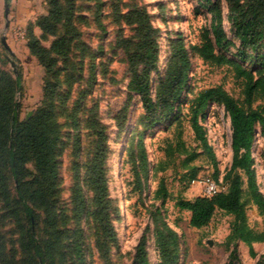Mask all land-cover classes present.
I'll use <instances>...</instances> for the list:
<instances>
[{
	"label": "trees",
	"instance_id": "trees-1",
	"mask_svg": "<svg viewBox=\"0 0 264 264\" xmlns=\"http://www.w3.org/2000/svg\"><path fill=\"white\" fill-rule=\"evenodd\" d=\"M199 2L210 14V25L201 29L199 42L191 44L190 49L205 61L228 65L235 77L241 80L243 102L234 98L222 85L200 89L187 98L190 58L183 37L178 35L170 41V54L160 73L159 29L153 24L151 15L136 4H116L113 17L119 28L113 47L123 52L129 73L127 97L116 115V125L118 131L125 127L131 99L137 95L142 108L137 118L141 131L138 132L136 146L130 145L128 150L138 160L133 178L134 190L141 202L143 182L150 170L153 177L167 169L176 170L182 181L190 183L197 175L193 161L201 155L212 164V179L219 183L217 159L200 118L211 103L223 107L230 120L233 152L230 167L224 175V188L210 197L197 195L188 199L177 196L174 206L189 212V224L195 228L207 226L217 210L231 215L233 218L224 245L229 250L228 264H238L239 242L247 246L252 257L257 255L254 243L264 242V224L255 228L250 225L247 215V204L251 202L264 216V194L257 184L252 155L256 126L264 131V54L257 51L264 41V0H226V18L238 44L227 36L224 29L221 0ZM77 17L74 0H48L47 13L28 30L29 52L44 69V103L27 119H20L17 112L16 94L21 72L15 68L13 71L6 69L0 60V202L3 210L0 221L10 219L18 231L16 241L9 246L0 229V264H17L14 260L18 254L22 255L18 264H67L64 261L65 241H68L67 245L77 261L75 264H82L85 234L78 222L87 209L84 195L78 186L74 189L72 213L76 225L69 237L63 215L59 218L52 199L57 193V150L62 136L56 103L64 104L68 100L73 84L79 78L74 76L78 69L73 60L75 48L81 44L82 31ZM33 26L38 27L39 35ZM231 46L235 47V58L217 51ZM1 47L5 46L0 40V50ZM248 62L256 64L249 66ZM154 74L157 75L155 78ZM65 84L67 90L64 92ZM258 99L263 102L253 106ZM186 120L196 145L183 138ZM164 123L171 135L163 139V154L150 169L142 131ZM104 147L102 140L97 141L96 152L86 166L94 193V207L88 213L93 215L101 233L113 239L105 201ZM29 163L33 172L28 169ZM240 172L246 176V189ZM10 180L14 183V193ZM169 195L163 178H159L153 198L160 200V205L152 211L159 264H178L179 259V235L168 224L162 211ZM42 215L45 216V229L49 231L47 237L38 234ZM131 264H149L145 234L140 236L135 246ZM256 264H263V260L259 259Z\"/></svg>",
	"mask_w": 264,
	"mask_h": 264
},
{
	"label": "rangeland",
	"instance_id": "rangeland-1",
	"mask_svg": "<svg viewBox=\"0 0 264 264\" xmlns=\"http://www.w3.org/2000/svg\"><path fill=\"white\" fill-rule=\"evenodd\" d=\"M200 0H74L78 26L81 32V44L75 48L73 60L79 78L74 82L70 96L64 104L56 103L58 121L62 126L61 142L57 150L58 178L56 180L55 200L59 218L63 215L67 236L72 234L76 219L72 213L73 193L78 186L86 201V211L82 214L78 225L85 234V249L82 264H131L135 246L142 234L146 237V248L149 264H159V255L155 242L152 211L160 200L153 198L159 178H163L170 193L162 207L168 224L178 233V264H228L229 250L224 240L229 232L232 216L217 210L210 223L202 228L189 224V212L174 206L175 198L182 196L192 199L202 195L201 186L186 183L180 179L176 170L167 169L159 172L157 177L148 173L143 182L141 202L134 190L133 174L138 160L130 155V145L136 146L141 128L137 125L141 113V103L137 95H133L129 107L125 127L118 131L116 115L127 97V70L123 52L113 47L118 25L114 20L115 5L123 3L144 7L151 15L153 24L159 29V72L164 70L169 57L170 41L181 35L188 48L190 58L189 92L191 98L203 88L222 85L234 98L243 102L241 80L235 77L228 65H217L205 61L190 49V45L199 42L200 31L209 27L210 14L207 8L200 5ZM224 14V29L229 38L236 44L233 30L226 18L228 4L221 0ZM124 8V7H122ZM127 8V7H126ZM7 9V12H6ZM48 10V0H0V40L1 63L6 69L15 68L21 72L19 89L16 94L18 116L29 118L44 103L43 75L44 69L27 47L29 28ZM125 10V9H124ZM123 10V11H124ZM38 27L33 26L36 34ZM46 44H48L46 42ZM102 49V51H99ZM221 53L235 58V47L217 49ZM257 51L264 54V41ZM256 63L248 62L249 66ZM16 74V73H14ZM157 75L154 74V78ZM66 80V78L64 79ZM67 85L63 86V91ZM261 99L253 106L262 103ZM186 112V110H184ZM205 128L207 139L217 159L218 180L224 186V175L232 160L231 127L229 116L222 106L211 103L200 118ZM167 124L157 125L142 131V142L147 153L149 168L162 156L163 139L171 135ZM183 138L187 143L196 145L189 122L184 121ZM104 142L103 172L106 178L107 192L105 201L112 225L114 238L105 237L99 230L98 223L88 213L94 207V193L89 183L87 164L96 152L97 141ZM136 154V150L134 151ZM252 155L255 159L254 169L259 190L264 194V131L259 125L255 128ZM134 157V158H133ZM197 166L196 179L214 178V168L208 159L201 155L193 161ZM33 172V166L28 164ZM177 171H180L177 169ZM243 188L246 189V176L240 172ZM12 192L14 183L10 180ZM0 202V214L3 212ZM247 215L250 225L260 228L264 224V216L260 215L256 206L248 202ZM44 215L40 217L38 234L48 236L45 229ZM0 229L9 246L16 241L18 231L10 219L0 221ZM71 240V239H68ZM65 241L64 261L67 264L77 263L71 249ZM255 257L249 254L247 246L238 244V264H256L259 259L264 264V242L254 244ZM22 255L16 256L15 262L21 261ZM234 264H237L235 262Z\"/></svg>",
	"mask_w": 264,
	"mask_h": 264
},
{
	"label": "built area",
	"instance_id": "built-area-1",
	"mask_svg": "<svg viewBox=\"0 0 264 264\" xmlns=\"http://www.w3.org/2000/svg\"><path fill=\"white\" fill-rule=\"evenodd\" d=\"M192 182L198 184L201 186L202 195L205 196H213L217 192H219L221 189L224 188V186H221L218 182H216L214 179L210 177H204L200 179H194Z\"/></svg>",
	"mask_w": 264,
	"mask_h": 264
},
{
	"label": "water",
	"instance_id": "water-1",
	"mask_svg": "<svg viewBox=\"0 0 264 264\" xmlns=\"http://www.w3.org/2000/svg\"><path fill=\"white\" fill-rule=\"evenodd\" d=\"M6 12H7V9H6ZM3 43H5V40L3 39Z\"/></svg>",
	"mask_w": 264,
	"mask_h": 264
},
{
	"label": "crops",
	"instance_id": "crops-1",
	"mask_svg": "<svg viewBox=\"0 0 264 264\" xmlns=\"http://www.w3.org/2000/svg\"><path fill=\"white\" fill-rule=\"evenodd\" d=\"M37 32H40V30L39 29H37ZM255 244V243H254Z\"/></svg>",
	"mask_w": 264,
	"mask_h": 264
}]
</instances>
